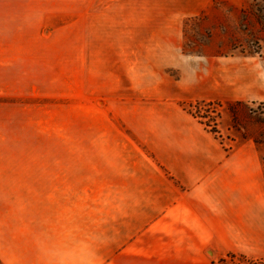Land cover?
I'll list each match as a JSON object with an SVG mask.
<instances>
[{"label":"rangeland","instance_id":"obj_1","mask_svg":"<svg viewBox=\"0 0 264 264\" xmlns=\"http://www.w3.org/2000/svg\"><path fill=\"white\" fill-rule=\"evenodd\" d=\"M0 3V264H264V0Z\"/></svg>","mask_w":264,"mask_h":264},{"label":"crops","instance_id":"obj_2","mask_svg":"<svg viewBox=\"0 0 264 264\" xmlns=\"http://www.w3.org/2000/svg\"><path fill=\"white\" fill-rule=\"evenodd\" d=\"M1 5L0 6H5V5H2V4H5V3H0ZM6 15V17H7V14L6 13H4L3 14V16H5ZM9 16H10V13H9ZM186 225V224H185ZM191 229H193V230H191ZM159 232H156V233H160V235H159V237H160V239H166V236H165V234L164 233H166L165 231H163V230H158ZM195 228H187V226H186V228H185V232H186V237L188 238V239H194V238H196L197 239V243L196 242H193V244H194V248L195 247H197V248H199V250H202L203 248H205L206 247V245H205V243H204V241H203V238H202V236H198V238H197V235L195 234ZM170 233H172V232H170ZM158 235H156V237H157ZM177 237V236H176ZM178 238V237H177ZM169 239L170 240H172V239H174V238H170L169 237ZM199 239V240H198ZM181 240V239H180ZM178 241H179V239L177 240V242H176V246L175 247H179L178 246ZM186 241V240H185ZM200 241V243H198ZM190 244V243H189ZM11 246V245H10ZM181 250V249H180ZM175 252V254H173L172 253V256L173 257H175V258H178V257H181L182 256V252L181 251H174ZM159 254H160V248H159Z\"/></svg>","mask_w":264,"mask_h":264},{"label":"trees","instance_id":"obj_3","mask_svg":"<svg viewBox=\"0 0 264 264\" xmlns=\"http://www.w3.org/2000/svg\"><path fill=\"white\" fill-rule=\"evenodd\" d=\"M240 259H238L237 256L228 254L226 258L220 259L217 263L212 262V264H241L240 260L245 259L244 256H239Z\"/></svg>","mask_w":264,"mask_h":264}]
</instances>
